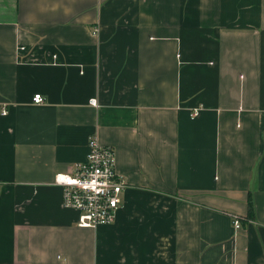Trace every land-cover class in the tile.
I'll list each match as a JSON object with an SVG mask.
<instances>
[{"label":"crops","instance_id":"crops-1","mask_svg":"<svg viewBox=\"0 0 264 264\" xmlns=\"http://www.w3.org/2000/svg\"><path fill=\"white\" fill-rule=\"evenodd\" d=\"M93 136L96 230L54 184ZM0 264H264V0H0Z\"/></svg>","mask_w":264,"mask_h":264},{"label":"built area","instance_id":"built-area-1","mask_svg":"<svg viewBox=\"0 0 264 264\" xmlns=\"http://www.w3.org/2000/svg\"><path fill=\"white\" fill-rule=\"evenodd\" d=\"M34 102L43 103V96L36 95ZM90 104L98 107V99H91ZM200 110L194 109L192 118ZM54 184L63 188L64 207L78 212V226L94 230L115 222L126 188L124 178L116 171L115 150L103 146L96 136L90 138L86 160L76 164L72 172L56 174ZM234 225L240 229V220L235 219Z\"/></svg>","mask_w":264,"mask_h":264},{"label":"trees","instance_id":"trees-1","mask_svg":"<svg viewBox=\"0 0 264 264\" xmlns=\"http://www.w3.org/2000/svg\"><path fill=\"white\" fill-rule=\"evenodd\" d=\"M248 204H249V214L251 216L254 213V205H253V202H252L251 199L249 200V203Z\"/></svg>","mask_w":264,"mask_h":264}]
</instances>
